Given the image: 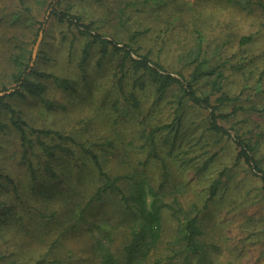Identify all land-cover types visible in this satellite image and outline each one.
<instances>
[{
    "label": "trees",
    "instance_id": "trees-1",
    "mask_svg": "<svg viewBox=\"0 0 264 264\" xmlns=\"http://www.w3.org/2000/svg\"><path fill=\"white\" fill-rule=\"evenodd\" d=\"M29 1L31 3H28ZM83 1L18 0L16 6L24 13L31 11L32 7L37 11L50 9L56 24L66 29V32L61 30L58 42L60 51L68 48L66 63L74 62L82 78L85 77L86 64L91 63L92 56L97 55L93 65L102 75L96 80L90 79V98H96L94 91H97V84L104 78L110 80L108 88H111L113 93L107 96L104 91L108 88H105L100 100L102 104L96 105V113L100 118L103 117L107 124H117L120 128L115 127L117 133L124 130L122 123L128 122V118L133 114L137 127L133 132L142 142L140 148L144 150V155L133 160L127 152H119L114 156L113 162L117 167L114 173L104 166L99 152L86 140L77 142L72 136L50 126L39 127L29 123L23 116V110L7 101V97H32L38 99L47 109L57 110L60 103L45 97L46 91L50 86L66 91L74 86L75 81L71 76L62 75V71L56 72L57 70L38 66L42 59L50 58L43 47L45 35L36 57L32 60V40L38 37L40 27L31 35L33 39L27 40L28 42L22 40L18 51L10 56V81L15 85L9 93L0 94V128L8 124L17 133L19 141L18 150L9 155L7 150L4 161H11L12 158L17 160L25 167L29 181L35 184L39 173L42 172L49 173L54 179L59 178L63 172L56 173L58 165L54 162L60 155H74L77 151L74 147H77V152L85 157V165L92 168L98 180L90 196L85 195V192L74 184L71 189L63 187L58 190L52 200L41 207L21 204L22 210L32 209L40 219L53 223L47 228L54 230L56 236L44 251L42 262L46 260L51 247L67 235V232L71 233L82 227L92 239L91 249L94 257L92 256L89 264H132L136 259L147 256L163 240L165 212H169L176 221L177 241L188 252L200 254L206 249V243L201 239L203 231L199 222L200 207L191 203L190 207L186 208L177 197L167 201L159 185H153L149 179L144 165L153 163L158 166L162 171L163 182L169 179L173 163L178 160L192 163L198 157L197 154H191L195 150L193 146L197 143L192 141L194 138L191 137L185 143L177 141L182 138L186 125L189 126L187 122L190 113L196 111L199 115L192 124L197 123L194 127H200L197 135L205 132L208 134L210 140L205 144L210 147V155L195 168H208V164L215 161L226 145L229 144L233 148L230 166L215 170L208 182L210 197H214L225 181L232 178L231 171L238 165L256 175L261 189L264 190V88L259 87L264 77V55L261 57L260 67L256 69L255 79L252 74L253 66L250 67L252 70L247 67L253 61L250 59L252 56L242 54L239 60H235L232 55L225 54L223 48L234 43L239 46L253 44L255 36L264 30V0H216L220 3L218 7L215 5L217 9L228 8L231 17L242 15L245 20L258 26L256 33L243 34L240 37H234L235 33L227 30L226 40L220 43L214 40L215 35L207 31L205 25L200 22L199 13L195 11L194 4H204L208 0H172L173 10L164 18V10L169 6L168 0H154L151 5L150 0L123 2L124 5L115 11L123 12L126 7L135 17L146 9L156 8L155 21L165 22L166 28L159 29L162 34L159 32V36H154L151 45L145 44L141 37L151 30L150 27L122 30L123 34L119 37H115L112 31H102L101 22L97 23L94 17L87 19L83 12ZM97 1L98 6H108L106 0ZM134 4H139V7H129ZM1 8L0 4V10ZM4 9L3 15L0 13L1 23H6L9 16L7 13L6 19L4 18ZM10 12L16 18L11 22L22 16L17 10ZM180 17L186 20L182 22L181 27ZM35 20L42 23L37 16ZM107 20L102 22H107L109 26L110 21ZM168 32H175L174 40L167 37ZM182 32H186L190 39L187 46L181 45L182 52L178 58L181 66L173 70L163 62L164 46L161 43L165 36L166 45L181 42L179 35ZM238 74L240 79L235 81L236 87H232L231 92L229 79ZM249 87L254 94L253 98L247 96V93L244 97ZM145 90H149L148 93H145ZM105 104L107 106H104ZM146 105L152 113L147 112ZM104 107L110 114L105 113ZM155 110L167 111L166 117L152 118L158 113L153 112ZM107 143L114 145L115 139L108 138ZM4 178L11 183L10 191L15 194L19 184L8 174L4 175ZM5 181L0 179V190L3 187L8 190ZM124 181L127 184L125 188L121 185ZM31 191H35L34 186ZM37 191L43 194L41 187ZM110 193L118 194L119 202L123 206L122 213L127 220V234L119 254L111 247V235L101 229L95 221L88 220V207H92L93 203L101 201ZM84 196L87 198H82ZM8 209L14 210L12 207Z\"/></svg>",
    "mask_w": 264,
    "mask_h": 264
},
{
    "label": "rangeland",
    "instance_id": "rangeland-1",
    "mask_svg": "<svg viewBox=\"0 0 264 264\" xmlns=\"http://www.w3.org/2000/svg\"><path fill=\"white\" fill-rule=\"evenodd\" d=\"M106 1L108 6H98L97 0H84L83 12L87 19L94 17L97 23L101 22L102 31H112L115 37L121 36L122 30L150 27L151 30L141 37L145 44L151 45L154 36H159V32L162 34L159 29L166 28L165 22L155 21L154 9L156 8L146 9L135 17L134 13L128 12L129 8L126 7H124L123 12L115 11L118 7L123 6V2L127 0ZM152 1L154 0H150V5L153 3ZM168 1L169 6L164 10L163 18L170 10H173L171 7L172 0L171 4L170 0ZM17 2L18 0L0 1L2 6L0 13L5 8L4 18L6 19L7 13L9 14L6 23L0 22V94L7 89H12L15 85L10 81L11 54L18 51L22 40L33 39L31 35L35 34L36 28L40 27L38 37L32 40V54L35 45L38 43L32 60L36 57L38 47L45 35L43 47L52 59H42L38 66L44 69L57 70L56 72L62 71V75H68L74 79V86L66 91L51 86L48 88L45 97L60 103L57 110L47 109L38 99L32 97L22 98L16 95L11 98L7 97L6 100L22 109L23 116L32 125L50 126V128L57 129L65 135L72 136L77 142L86 140L87 143H91L92 147L99 152L104 166L114 173L117 168L113 162L114 156L119 152H127L126 154L133 160L137 156H143L144 150L140 148L142 142L133 132L137 129L132 117L133 114L128 118V122L122 123L124 130L118 132V135L115 127L120 129L119 126L107 124L108 122L106 123V120L103 117L100 118L99 114L96 113L98 111L96 105L100 103L103 91L108 88L110 83L109 79H102L97 84V91H94L96 98H90V79L96 80L102 75L93 65L97 55L92 56L91 63L86 64L85 77L82 78L74 62L66 63L68 48L60 51L61 46L58 42H60L61 30L66 32V29L64 26L56 24L50 9L37 11L32 7L31 11L24 13L16 6ZM219 4L216 0H208L204 4H194L195 11L200 15V22L205 25L210 34L215 35L214 40L219 41V43L225 41L228 34L227 30H232L235 33L234 37L256 33L258 26L255 23L251 24L242 15L231 17L228 8L224 10L219 7L217 9ZM129 7L136 8L139 7V4ZM11 10H17L19 15L22 13V16L17 21L11 22L16 19L14 14L10 12ZM36 16L42 23H37ZM105 19H109L107 20L110 21L109 26L107 22H102ZM180 20L179 26L181 27L182 22H186V20H182L181 17ZM167 37L174 40L175 32L170 34L168 32ZM165 39H167L166 36L161 43L164 46L162 56L165 60L163 62L168 68L176 70L181 66L178 62L182 52L181 45L187 46L190 36L186 32H182L179 35L181 42H171L169 45L164 44ZM223 48L225 49L224 53L232 55L235 60H239L242 54L247 55V57L252 56L250 59L253 61L247 67L251 69L250 67L253 66L252 74L255 79L257 78L256 69L258 66L260 67L261 57L264 55V30L255 36L251 45L239 46L234 43ZM239 79V74L229 79L228 84H230L229 90L231 92L232 87L234 89L235 81ZM259 87L264 88V77ZM148 91L145 90V93ZM104 93L110 96L113 91L108 88ZM246 93L247 96L253 98L252 95L254 94L251 87L246 89L244 97ZM262 105L264 104L262 103ZM104 109L107 113V108L104 107ZM148 109L147 112H150ZM153 112L158 113L152 118L164 119L167 115L165 110ZM108 114L110 113L108 112ZM190 114L187 122L189 126L186 125L182 138H178L177 141L185 143L191 137L194 138L192 141H197V143L193 146L195 150L191 154H197L198 157L192 163L181 162L180 160L173 163L170 168L169 179L163 182H161L162 171L158 166L153 163H146L144 169L153 185H159L165 193L167 201H170L172 197H177L186 208L190 207L191 203L200 207L199 222L203 231L201 239L206 243V249L200 254H193L185 250L182 244L177 241L176 221L169 212H165L163 240L147 256L136 259L132 264H264V190L261 189L259 178L248 169H243L241 165H238L231 171L232 178L225 181L214 197H210L208 182L215 170L219 171L226 165L230 166L233 160V148L229 144L226 145L214 159L215 161L208 164V168L197 170L195 167L201 163L200 161L210 155V147L205 144L210 138L206 132L197 135L200 127L195 128L194 125L198 124H192V122L196 121L195 118L199 113L192 111ZM108 138L115 139L114 145L107 143ZM0 147V179L5 181L4 175L8 174L19 184L15 194L10 191L11 183L7 180L5 183L8 184V190L6 187L0 190V264H89L92 256L94 257L91 249L92 239L82 227H78L76 231H71V233L70 231L67 232V235L51 247L46 260L42 262L44 251L48 249L49 244L56 236L54 230L47 228L53 223L40 219L32 209L24 211L21 208V204L41 207L50 202L58 190L63 189V187L71 189L74 184L79 190H83L85 195H91L98 184V180L92 168L85 165V157L77 152L79 148L74 147L77 150L74 155L58 156L54 164L58 165L57 174L63 172L59 178L54 179L49 173L42 172L39 173V177L35 181L37 183L34 184L29 181L25 167L19 164L17 160L12 158L11 161H4L3 157L7 150L9 155L17 151L19 147L17 133L8 124L0 128ZM121 185L125 188L126 181L122 182ZM33 186L35 191L32 192L31 187ZM39 187L42 188L43 194L37 191ZM204 203H206L205 207H203ZM8 207H12L14 210L10 211ZM122 207L117 193L106 194L101 201H97L93 203L92 207H88L90 211L88 220L95 221L101 229L106 230L111 235V247L118 254L122 241L127 234V220L122 213ZM45 241L47 242L44 243Z\"/></svg>",
    "mask_w": 264,
    "mask_h": 264
},
{
    "label": "water",
    "instance_id": "water-1",
    "mask_svg": "<svg viewBox=\"0 0 264 264\" xmlns=\"http://www.w3.org/2000/svg\"><path fill=\"white\" fill-rule=\"evenodd\" d=\"M39 38H40V37H39ZM37 45H38V43H37V44L35 45V47H34L32 57H34V55H35V53H36ZM31 64H32V62H31ZM11 90H12V89H9V90H7V91H3L1 94H3V93H9Z\"/></svg>",
    "mask_w": 264,
    "mask_h": 264
}]
</instances>
